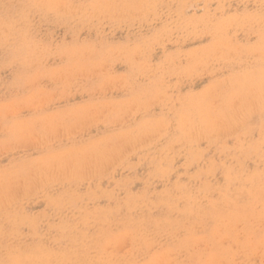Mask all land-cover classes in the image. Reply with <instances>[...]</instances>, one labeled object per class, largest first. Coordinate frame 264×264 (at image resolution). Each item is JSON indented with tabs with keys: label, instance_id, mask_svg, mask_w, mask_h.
Returning a JSON list of instances; mask_svg holds the SVG:
<instances>
[{
	"label": "clouds",
	"instance_id": "9594fccd",
	"mask_svg": "<svg viewBox=\"0 0 264 264\" xmlns=\"http://www.w3.org/2000/svg\"><path fill=\"white\" fill-rule=\"evenodd\" d=\"M0 264H264V0H0Z\"/></svg>",
	"mask_w": 264,
	"mask_h": 264
},
{
	"label": "rangeland",
	"instance_id": "374dc122",
	"mask_svg": "<svg viewBox=\"0 0 264 264\" xmlns=\"http://www.w3.org/2000/svg\"><path fill=\"white\" fill-rule=\"evenodd\" d=\"M137 187H139V185H137Z\"/></svg>",
	"mask_w": 264,
	"mask_h": 264
}]
</instances>
